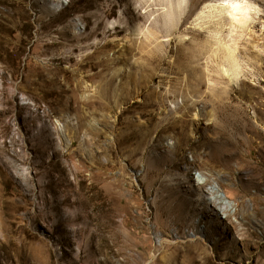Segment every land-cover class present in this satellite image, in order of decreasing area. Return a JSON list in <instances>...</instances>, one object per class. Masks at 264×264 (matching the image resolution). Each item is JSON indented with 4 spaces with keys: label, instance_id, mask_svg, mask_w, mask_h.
I'll use <instances>...</instances> for the list:
<instances>
[{
    "label": "rangeland",
    "instance_id": "rangeland-1",
    "mask_svg": "<svg viewBox=\"0 0 264 264\" xmlns=\"http://www.w3.org/2000/svg\"><path fill=\"white\" fill-rule=\"evenodd\" d=\"M210 1L0 0V264H264V0L236 85Z\"/></svg>",
    "mask_w": 264,
    "mask_h": 264
},
{
    "label": "bare ground",
    "instance_id": "bare-ground-1",
    "mask_svg": "<svg viewBox=\"0 0 264 264\" xmlns=\"http://www.w3.org/2000/svg\"><path fill=\"white\" fill-rule=\"evenodd\" d=\"M183 3L184 0L176 2L178 17L185 7ZM251 11L248 0H212L205 3L193 19L194 26L209 30V37L213 42L211 57L214 61H219L218 75L227 79L230 84H237L242 69L240 70L237 48L231 45L229 38L235 31L246 27L250 22ZM212 94L215 92L212 91ZM221 198L220 205L226 209L229 202Z\"/></svg>",
    "mask_w": 264,
    "mask_h": 264
}]
</instances>
